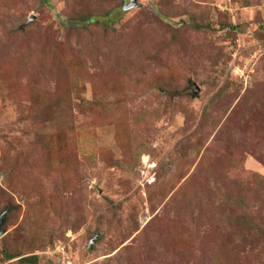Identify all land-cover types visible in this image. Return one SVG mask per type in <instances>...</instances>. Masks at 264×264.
Masks as SVG:
<instances>
[{
  "label": "rangeland",
  "instance_id": "rangeland-1",
  "mask_svg": "<svg viewBox=\"0 0 264 264\" xmlns=\"http://www.w3.org/2000/svg\"><path fill=\"white\" fill-rule=\"evenodd\" d=\"M124 7L0 0V264H264V0Z\"/></svg>",
  "mask_w": 264,
  "mask_h": 264
},
{
  "label": "water",
  "instance_id": "water-1",
  "mask_svg": "<svg viewBox=\"0 0 264 264\" xmlns=\"http://www.w3.org/2000/svg\"><path fill=\"white\" fill-rule=\"evenodd\" d=\"M127 1V0H124ZM138 5V0H129V3L125 5V7L123 8L124 11H131L133 9H135ZM5 217V214L1 216L0 218V239L6 234V230L4 229V225H5V220H2ZM96 240L92 241L91 246H90V250H92L94 242Z\"/></svg>",
  "mask_w": 264,
  "mask_h": 264
},
{
  "label": "trees",
  "instance_id": "trees-1",
  "mask_svg": "<svg viewBox=\"0 0 264 264\" xmlns=\"http://www.w3.org/2000/svg\"><path fill=\"white\" fill-rule=\"evenodd\" d=\"M92 22H94L93 19H86V20H85V23H88V24H89V23H92ZM13 258H14L13 256L8 255V254H7V256H6V259H7V260H12ZM35 260L37 261V258H36ZM23 261L27 263V262H29L30 260H29V259H24Z\"/></svg>",
  "mask_w": 264,
  "mask_h": 264
},
{
  "label": "flooded vegetation",
  "instance_id": "flooded-vegetation-1",
  "mask_svg": "<svg viewBox=\"0 0 264 264\" xmlns=\"http://www.w3.org/2000/svg\"><path fill=\"white\" fill-rule=\"evenodd\" d=\"M129 2V0H127V1H124V3H128Z\"/></svg>",
  "mask_w": 264,
  "mask_h": 264
},
{
  "label": "clouds",
  "instance_id": "clouds-1",
  "mask_svg": "<svg viewBox=\"0 0 264 264\" xmlns=\"http://www.w3.org/2000/svg\"><path fill=\"white\" fill-rule=\"evenodd\" d=\"M129 3V2H128ZM127 3H125V5H126Z\"/></svg>",
  "mask_w": 264,
  "mask_h": 264
}]
</instances>
